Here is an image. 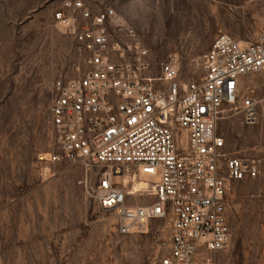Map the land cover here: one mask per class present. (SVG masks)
<instances>
[{
    "label": "built area",
    "instance_id": "2783aa9c",
    "mask_svg": "<svg viewBox=\"0 0 264 264\" xmlns=\"http://www.w3.org/2000/svg\"><path fill=\"white\" fill-rule=\"evenodd\" d=\"M53 18L73 36L83 67L55 83L56 150L45 160L80 166V184L113 214L118 233L167 221L162 264H193L201 250L227 249L231 184L257 178L262 162L227 151L217 129L237 112L247 124L258 120L257 98L243 78L264 71V36L244 43L219 33L203 76L181 84L172 59L153 74L142 35L113 5L63 0ZM126 177L147 185L134 190Z\"/></svg>",
    "mask_w": 264,
    "mask_h": 264
},
{
    "label": "rangeland",
    "instance_id": "374dc122",
    "mask_svg": "<svg viewBox=\"0 0 264 264\" xmlns=\"http://www.w3.org/2000/svg\"><path fill=\"white\" fill-rule=\"evenodd\" d=\"M62 1L0 0V264H162L167 221L144 233H118L113 214L80 184L81 167L44 158L56 150L55 83L83 67L73 36L53 18ZM84 1L113 5L142 35L153 74L172 59L181 84L203 76L219 33L244 43L264 36V0ZM243 81L257 98L258 120L247 124L237 112L221 119L217 131L227 151L260 158L262 171L231 184V245L201 250L193 264H264V71ZM142 180L126 177L129 187Z\"/></svg>",
    "mask_w": 264,
    "mask_h": 264
},
{
    "label": "bare ground",
    "instance_id": "6f19581e",
    "mask_svg": "<svg viewBox=\"0 0 264 264\" xmlns=\"http://www.w3.org/2000/svg\"><path fill=\"white\" fill-rule=\"evenodd\" d=\"M147 185L146 181L145 180H142V181H138L135 183L134 185V188L135 190L141 188V187H145Z\"/></svg>",
    "mask_w": 264,
    "mask_h": 264
},
{
    "label": "crops",
    "instance_id": "0c3cea01",
    "mask_svg": "<svg viewBox=\"0 0 264 264\" xmlns=\"http://www.w3.org/2000/svg\"><path fill=\"white\" fill-rule=\"evenodd\" d=\"M243 80H244V78H243Z\"/></svg>",
    "mask_w": 264,
    "mask_h": 264
}]
</instances>
